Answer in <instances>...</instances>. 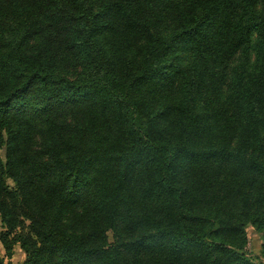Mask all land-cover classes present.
Instances as JSON below:
<instances>
[{
	"label": "trees",
	"instance_id": "trees-1",
	"mask_svg": "<svg viewBox=\"0 0 264 264\" xmlns=\"http://www.w3.org/2000/svg\"><path fill=\"white\" fill-rule=\"evenodd\" d=\"M0 221L22 264H264V0H0Z\"/></svg>",
	"mask_w": 264,
	"mask_h": 264
},
{
	"label": "rangeland",
	"instance_id": "rangeland-1",
	"mask_svg": "<svg viewBox=\"0 0 264 264\" xmlns=\"http://www.w3.org/2000/svg\"><path fill=\"white\" fill-rule=\"evenodd\" d=\"M1 153H4V148L1 149ZM7 182L10 185H13V182L10 179H7ZM2 230H4V227L0 221V231ZM245 230L247 234V243L244 248L245 252L253 259L262 261L264 263V258L261 255V234L256 230V228L251 224V222L246 223ZM0 254L4 256V264H22L25 258V253L20 248L18 243H15L13 245L12 254L10 257L5 256L4 249L1 245Z\"/></svg>",
	"mask_w": 264,
	"mask_h": 264
}]
</instances>
